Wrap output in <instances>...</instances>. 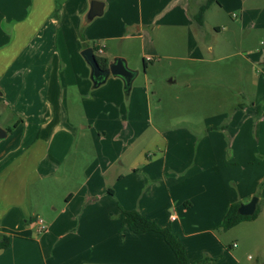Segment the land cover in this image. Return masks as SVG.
Returning <instances> with one entry per match:
<instances>
[{
    "label": "crops",
    "instance_id": "0c3cea01",
    "mask_svg": "<svg viewBox=\"0 0 264 264\" xmlns=\"http://www.w3.org/2000/svg\"><path fill=\"white\" fill-rule=\"evenodd\" d=\"M90 1L0 0V127L7 133L0 139V236L9 241L0 249V264L101 263L93 251L106 250L104 240L88 237L80 222L60 227L58 219L67 218L70 212L87 222L116 212L109 204L111 184L125 180L131 182L134 194H140L131 208L162 227L170 226L185 248L188 263L219 257L222 264H238L232 249L237 245L225 242L221 232L227 230L220 226L231 204L247 203L253 196L258 198L256 209L261 203L264 214V49L240 52L236 47L256 39L246 26L264 29V10L256 15V5L245 4L247 0H215L221 1V9L232 13L230 19L226 24H209L206 14L211 2L202 24H198L195 16L206 0H99L104 3L102 14L87 21ZM250 1L257 4L261 0ZM148 27L152 34L157 27H166L170 31L167 41L189 40L190 59H233L235 65L243 60L250 70L252 100L231 104L228 112L220 111L213 120L206 117L208 123L202 132L184 124L164 130L150 124L146 127L143 117L135 113L140 110L137 98L131 104L127 101V113L111 117L113 123L108 120L107 127L94 136L99 142L105 138L122 140L121 149L115 152L114 146H97L96 142L89 152L94 153V159L84 165L77 188L64 190V203L44 224L34 201H44L46 189L71 178L69 171L83 148L74 149L70 139L86 127L78 126L83 119L91 128L102 115L98 96L93 98L91 93L95 87L82 49L91 47L107 62L122 57L128 68L138 72L131 62L134 56L126 52L123 43L137 39L153 42ZM184 29L187 38L181 36ZM244 29L248 33L243 36ZM114 42L117 51L111 49ZM99 47L103 52L98 54ZM176 54L173 57L183 58ZM139 55L146 69L144 56ZM109 78L122 81L110 75L100 85ZM239 90H246V86H239ZM84 98L89 101L81 107ZM151 128L153 132L148 131ZM257 218L256 214L234 227ZM114 237L117 241L118 236ZM123 237L118 243L120 255L140 244L136 264H178L159 232L135 233L126 228ZM130 241L131 248L126 245ZM57 247L63 253L60 260Z\"/></svg>",
    "mask_w": 264,
    "mask_h": 264
},
{
    "label": "rangeland",
    "instance_id": "374dc122",
    "mask_svg": "<svg viewBox=\"0 0 264 264\" xmlns=\"http://www.w3.org/2000/svg\"><path fill=\"white\" fill-rule=\"evenodd\" d=\"M248 2L256 5V10L254 11L256 15L264 10V0L257 4L247 0L245 4ZM220 3L221 1L218 3L213 1L211 3L212 6L206 14L209 24H226L227 19H230L232 13H227L224 9H221ZM246 28L249 34L252 33L256 36V39L244 41L243 44L238 43L237 51L263 50L264 29L258 31L247 26ZM147 29L151 33L153 42L146 41L142 43L137 39V41L125 40L123 43L126 52L134 56L135 59L132 58L131 62L138 70L130 87V94L129 91L124 90L123 82L121 81L120 83L115 78H109L106 83L98 87L94 86L95 88L91 90L93 98L98 96L97 107L101 110L102 115L98 116L97 121L93 122L94 125L91 128L88 127V123L83 119L78 126L86 127L78 129V135L71 137L70 142L72 141L71 145L73 148L75 149V146H79L83 150L79 154V159L69 171L71 178L67 179V184L63 183L60 186L49 187L45 191L44 201H41V199L38 200V203L34 201V208L40 211L39 217L44 220V224H46L47 218L57 214L61 207L60 205L64 203V195L62 196L64 190H75L77 188L78 182L82 178L84 165L91 163V160L94 159V153H90L96 142L98 143L97 146L104 145L109 148L114 146L112 149L115 152L121 149L122 140L116 141L113 139L114 142H112L110 141L112 139L105 138L104 141L99 142V138L95 139L94 136L98 137L97 131H101V127H107L108 120L112 121L111 117L117 118L127 113V101H130L131 104L134 97L137 98L140 110L137 108L135 113L141 115L145 122L144 124L141 122L140 125L143 124L147 127L150 124V126H156L159 130H164L184 124L195 129L196 132H202L208 123L206 117H212L213 120L214 116L217 113L219 114L220 111L226 110L228 112L231 104L248 103L252 100L253 88L250 84V70L247 66H244L246 64L243 60L235 65L236 61L233 59L222 61L190 59L188 55H192V53L188 52L190 48L189 40L186 39L182 42L167 41L170 31L166 27H157L153 34L150 31L152 28L149 29L148 27ZM248 31L244 29L241 30V33L244 36ZM187 34V29L181 32L183 38H187ZM259 34L263 35L262 39H258ZM143 44L144 47L142 46ZM91 46H93V43H91ZM111 49L114 51L118 50L116 42L112 43ZM176 52H178L177 56H183V58L177 59L173 57ZM139 54L144 56L147 64L146 69L143 67L142 59L138 60ZM170 79L172 81L175 80L174 83H169ZM186 84H189L190 88H185ZM239 86L242 88L246 86V90H239ZM71 94L72 91L70 90L69 97ZM83 100L84 102L81 101V107L85 104V101H89L88 98ZM183 120L184 122L182 123ZM140 128L142 129V127ZM148 131L153 132L152 128ZM108 132H111V130ZM150 135L148 133L145 136L146 141L149 140ZM143 146L144 143L141 144V147ZM117 154L116 161L120 162L122 159ZM123 161L125 162L124 159ZM130 177L132 179L135 178L134 175ZM110 192L113 194V198L109 200V204L116 208V212L103 213L87 222L79 221L78 216L68 212L66 214L67 218L62 216V218L58 219V221H61L60 227L72 225L73 223L77 225L80 222L81 227L88 231V237L103 239V245H105L106 250H99L98 254H96L97 251H93V256L101 261L98 264H119L117 263L118 261L136 264L138 263L139 242L134 247L133 241L127 242L126 245L130 248L133 247V249L124 255H120L122 248L119 247L118 243L124 241V230H121L119 216L121 214L120 210H137L132 209L131 206L139 200L140 194L136 195L132 192L129 180H125L121 184L113 185L112 183ZM54 208L57 209L53 210ZM261 209L262 204L258 203L256 209L258 210V218L254 222L240 224L228 229L227 232L225 231L226 233L221 232L224 233L225 242L236 243L237 246L232 249L238 258V264H264V214H261ZM70 216L74 217L71 219ZM115 235L118 236L117 241L114 237ZM100 244L102 245V242ZM114 256H117L114 262L109 263V260L113 259ZM56 257L58 260L63 257V253L58 250V247L56 248ZM204 264H222V260L217 257L216 260L206 261Z\"/></svg>",
    "mask_w": 264,
    "mask_h": 264
},
{
    "label": "trees",
    "instance_id": "16d2710c",
    "mask_svg": "<svg viewBox=\"0 0 264 264\" xmlns=\"http://www.w3.org/2000/svg\"><path fill=\"white\" fill-rule=\"evenodd\" d=\"M215 0H206L202 5H200L198 12L195 16V20L198 24H202L203 22V15L207 7L211 2ZM81 37L83 39V35L81 34ZM94 50V49H93ZM96 58L102 68H105L107 65V60L105 58H101L98 55H96ZM145 65V63H144ZM219 127V126H218ZM216 127V128H218ZM223 128V127H220ZM264 182V180H263ZM262 182V183H263ZM239 204L233 203L230 205L229 209L227 210L220 228L222 230H228L232 227H234L236 224L243 220H249L256 216L257 210L253 213L251 216H243L239 215L237 213V207ZM123 214V219L121 221V230L129 229L132 232L139 233L144 231H155L159 232L165 242L168 244L172 252L174 253L178 264H204L206 261V257H203L199 260H196L192 263H188L187 257H186V251L183 246V244L178 239L177 234H175L170 226H160L155 221L143 216L139 211L137 210H121ZM9 244L8 237L7 236H0V249L5 248Z\"/></svg>",
    "mask_w": 264,
    "mask_h": 264
},
{
    "label": "water",
    "instance_id": "95a60500",
    "mask_svg": "<svg viewBox=\"0 0 264 264\" xmlns=\"http://www.w3.org/2000/svg\"><path fill=\"white\" fill-rule=\"evenodd\" d=\"M104 3L99 0H91L89 9L86 13V20L91 21L96 16H100L103 12ZM81 55L90 68V79L93 86L103 83L110 75L119 77L123 81L125 91H129L132 80L136 76L137 71L127 67L125 59L122 57H113L107 62L105 68H102L96 58L95 52L91 47H85L81 51ZM6 131L0 127V139L6 136ZM258 198L253 196L249 202L240 203L237 207V213L243 216H251L255 212Z\"/></svg>",
    "mask_w": 264,
    "mask_h": 264
},
{
    "label": "built area",
    "instance_id": "2783aa9c",
    "mask_svg": "<svg viewBox=\"0 0 264 264\" xmlns=\"http://www.w3.org/2000/svg\"><path fill=\"white\" fill-rule=\"evenodd\" d=\"M96 52H97L98 54H99V53H102V52H103L102 47H99V48L97 49ZM172 218H174V217L172 216ZM38 223L41 225V228H43L42 220H41V219H38ZM233 245H235V244H233Z\"/></svg>",
    "mask_w": 264,
    "mask_h": 264
}]
</instances>
